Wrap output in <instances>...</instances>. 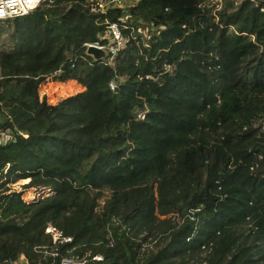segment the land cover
Here are the masks:
<instances>
[{
    "label": "trees",
    "instance_id": "obj_1",
    "mask_svg": "<svg viewBox=\"0 0 264 264\" xmlns=\"http://www.w3.org/2000/svg\"><path fill=\"white\" fill-rule=\"evenodd\" d=\"M108 21L135 38L93 60ZM2 33L0 262L49 222L86 264H264V0H53Z\"/></svg>",
    "mask_w": 264,
    "mask_h": 264
},
{
    "label": "built area",
    "instance_id": "obj_2",
    "mask_svg": "<svg viewBox=\"0 0 264 264\" xmlns=\"http://www.w3.org/2000/svg\"><path fill=\"white\" fill-rule=\"evenodd\" d=\"M53 0H2L4 15L0 18L12 17L29 12L41 4H50ZM89 10L92 12H104L107 7L120 6V0H87ZM121 7V6H120ZM122 29H129L128 33H123ZM147 27H143V35H147ZM149 30V29H148ZM131 24L123 21H108L105 24L103 38L105 41L95 40L86 44H93L98 47H103L107 51V61H110L111 56L120 48H122L127 40L135 38L131 33ZM108 86L113 88V80L108 81ZM12 138V134L0 128V143H4ZM44 234L48 236L46 242L33 245V250L39 255L40 260L35 264H86L88 261L98 262L102 259V255L98 252L91 255L86 252L79 256L72 252V237L64 233L59 227L52 223H46L43 228ZM43 259V263L42 260ZM0 264H28L27 258L20 253L16 258H5Z\"/></svg>",
    "mask_w": 264,
    "mask_h": 264
},
{
    "label": "rangeland",
    "instance_id": "obj_3",
    "mask_svg": "<svg viewBox=\"0 0 264 264\" xmlns=\"http://www.w3.org/2000/svg\"><path fill=\"white\" fill-rule=\"evenodd\" d=\"M135 1L136 0H120L119 4L121 7L125 8L126 6L135 3ZM4 35L5 33H2L0 35V46L2 45L1 42L3 41ZM80 88H82L81 84L77 83L75 80L56 81L47 79L39 85L38 92L40 94H44L47 101L53 102L58 97L72 93ZM23 181L24 179L16 181L14 183V186H19L20 183ZM38 193L36 194L33 193L31 190H28L27 192H24L22 194V198L26 201H31L33 199L39 198V196L44 193V190L43 192L38 191ZM106 194V192L103 193V196L100 198V201L102 200V198H104Z\"/></svg>",
    "mask_w": 264,
    "mask_h": 264
},
{
    "label": "water",
    "instance_id": "obj_4",
    "mask_svg": "<svg viewBox=\"0 0 264 264\" xmlns=\"http://www.w3.org/2000/svg\"><path fill=\"white\" fill-rule=\"evenodd\" d=\"M84 54L90 56L93 60L104 58L107 56V51L103 47H98L93 44H86L83 49ZM5 131L12 134L13 131L10 128H5Z\"/></svg>",
    "mask_w": 264,
    "mask_h": 264
},
{
    "label": "clouds",
    "instance_id": "obj_5",
    "mask_svg": "<svg viewBox=\"0 0 264 264\" xmlns=\"http://www.w3.org/2000/svg\"><path fill=\"white\" fill-rule=\"evenodd\" d=\"M4 15L3 6H2V0H0V16Z\"/></svg>",
    "mask_w": 264,
    "mask_h": 264
},
{
    "label": "crops",
    "instance_id": "obj_6",
    "mask_svg": "<svg viewBox=\"0 0 264 264\" xmlns=\"http://www.w3.org/2000/svg\"><path fill=\"white\" fill-rule=\"evenodd\" d=\"M70 80H72V79H70Z\"/></svg>",
    "mask_w": 264,
    "mask_h": 264
}]
</instances>
